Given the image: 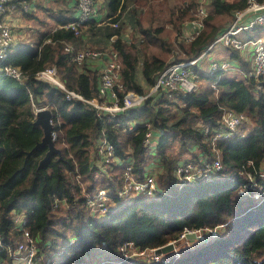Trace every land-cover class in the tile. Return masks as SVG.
I'll return each mask as SVG.
<instances>
[{
    "label": "trees",
    "instance_id": "16d2710c",
    "mask_svg": "<svg viewBox=\"0 0 264 264\" xmlns=\"http://www.w3.org/2000/svg\"><path fill=\"white\" fill-rule=\"evenodd\" d=\"M105 1L109 28L105 36H116L110 48L121 60L122 89L115 87V90L119 97L129 90L146 96L140 104L115 113L113 119L102 115L100 121L96 110L85 101L66 100L59 89L35 78L37 71L54 65L68 89L83 98L96 94L97 71L83 68L85 61L73 62L64 51L70 43L62 41L76 39L83 29L93 26L91 21L74 28L64 26L71 20L67 18L60 22L64 27L55 31L50 42L43 43L40 49L27 54L9 53L7 64L17 67L23 79L0 73V238L3 243L15 246L22 238L21 228L13 223L12 216L16 213L25 218L21 227L29 230L39 254L56 252L50 264L77 261L92 264L91 253L99 249L108 252L99 264H143L144 261L137 259L119 261L117 246L132 240L140 249L154 248L178 239L184 227L225 223L216 237H208L207 241L190 240L193 246L182 253L178 262L183 261L185 254L194 252L190 260H199L189 264H264V197L256 202L237 194L238 186L249 182L247 175L254 176L264 188V178L257 176L264 158V98L260 81L251 74L253 64L249 68L243 66L239 77L199 72L204 79L216 82V92L211 87L193 92L163 87L150 91L157 74L168 64L200 59L206 46L229 26L217 25L215 15H231L233 19L234 11L243 9L248 0H210L211 9L204 17L203 28L188 42L180 37L181 29L192 20L197 2H186L175 14L169 1L162 2L158 11L153 8V0ZM127 16L132 19L129 27L136 43L123 38ZM161 18L165 23L156 25ZM256 28L259 34L252 36L264 37V22ZM201 63L197 59L189 65L191 73L196 74ZM32 102L50 109L56 132L53 142L59 153H52L43 163L47 146L34 148L43 130L34 124ZM227 109L242 114L253 129L244 136L219 139L212 147L211 127L221 125V113ZM140 119H146L151 128L144 121H137ZM197 122L211 126L207 135L203 128L194 127ZM129 123L131 129L127 127ZM148 129L158 157L151 172L160 190L152 197L113 196L114 206L105 216L93 215L87 204L88 196L98 188L114 190L122 186L127 165L135 178L150 174L146 173L149 146L144 143ZM100 131L113 146L114 158L110 163H104V153L97 151ZM175 144L179 147L175 148ZM192 147L210 157L217 154L222 170L211 180L190 183L185 191L175 190L178 180L174 169L183 153L193 152ZM71 239L73 243H69ZM0 257L14 264L4 250Z\"/></svg>",
    "mask_w": 264,
    "mask_h": 264
},
{
    "label": "built area",
    "instance_id": "2783aa9c",
    "mask_svg": "<svg viewBox=\"0 0 264 264\" xmlns=\"http://www.w3.org/2000/svg\"><path fill=\"white\" fill-rule=\"evenodd\" d=\"M10 0H0V73H5L12 76L16 80H22L23 76L21 71L15 67L7 64L5 61L8 58L9 46L11 43V32L7 23L1 20V16L4 14L7 8V3ZM76 7L78 9V15L72 21H69L64 26L76 27L80 24H85L91 21L93 16L97 12L96 0H76ZM203 14V9L200 8L198 12ZM264 22V0H248L247 5L243 9H238L234 11V16L231 24L218 35L215 36L213 40L199 55L202 57L207 55V51L211 46L216 45V42H223L228 46H232L235 49L245 50L249 48L253 57V69L252 75L260 81V91L262 97L264 98V39L261 36L252 37H241L240 34L244 31L253 30L258 24ZM116 25V24H114ZM200 24H198V28ZM193 31L192 33H194ZM193 34H190L188 39H192ZM64 51L70 55V59L76 64H81L87 59H97L104 56V66L99 73L98 85L96 94L91 98H83L82 95L74 90L68 89L60 78L57 69L54 65L44 67L36 72L35 78L49 83L53 87L59 89L66 100L79 99L85 101L91 107L96 110V114L100 121H102L103 116L107 115L109 119H113L115 113L127 110L141 103L146 95H136L131 91L125 92L121 97L118 96L116 89H122L120 83V68L121 62L118 59V53L114 49H90V48H74L70 44H66ZM196 59L189 61H179L171 62L163 70H161L156 78L152 90L158 87H163L169 90L179 89L183 92H191L196 89V83L191 74V70L188 68L189 65L193 64ZM229 62L222 61L219 59L210 60L209 62V73L223 72L229 69ZM211 87H216V82L211 83ZM47 108L46 105L41 103H33L32 109L35 114L36 111L40 109ZM244 116L242 114L236 113L233 110H225L221 115V127L217 128L211 136V142L214 144L219 139L230 138L234 133V130L238 126ZM53 124V120L51 119ZM146 127H150L148 121L144 122ZM129 129L132 128V124L127 125ZM151 128V127H150ZM207 132L208 129L204 128ZM152 133L148 129L145 133L144 143L150 146L152 142ZM52 140L56 138V132L52 129ZM97 151L104 153L105 161L104 163H110L114 158L113 146L109 143L103 131H100L98 136ZM221 168L220 161L214 157L208 159L204 158L201 164H196L192 161H183L178 164L174 169V175L181 184L184 182H191L195 178H206L207 180L216 175L217 169ZM258 178H264V164L260 171L258 172ZM249 182L243 183L238 186L237 194L240 196L259 197L261 194V199L264 196V188L255 179H248ZM158 192V188L155 181V176L153 174H148L143 178H135L130 172L128 165L124 171V182L122 186L114 189L107 190L106 188H98L87 198V204L90 207L93 214L101 218L107 214L110 210L108 201L113 196L119 198H129L137 194H143L149 197L155 195ZM13 223L15 226L21 228L22 238L19 240L15 246H8L3 243L0 238V254L4 250L9 256V259L14 264H50V257L46 256L43 258L42 255L36 254L38 251L36 242L33 236L30 234L29 230L24 226L25 218L21 215H15L13 217ZM225 223L219 224L218 226L212 227H201V228H188L184 227L181 231L180 237L185 238V233H196L198 236L203 237L204 234H210L211 236H216L218 233V228L224 226ZM179 237V238H180ZM178 238V239H179ZM174 240L172 242H176ZM73 243V239L69 241ZM133 246L132 241H125L120 243L119 252L124 253L121 259H128L127 253L138 254L144 249H136ZM136 247V246H135ZM2 249V250H1ZM131 249V251H128ZM151 253L149 255L148 262H158L160 256L163 253H156L154 248H151ZM147 250V249H145ZM131 256V255H130ZM142 256V253L140 254ZM144 256V255H143ZM0 264H8L5 259L0 257ZM72 264H84V263H72Z\"/></svg>",
    "mask_w": 264,
    "mask_h": 264
},
{
    "label": "crops",
    "instance_id": "0c3cea01",
    "mask_svg": "<svg viewBox=\"0 0 264 264\" xmlns=\"http://www.w3.org/2000/svg\"><path fill=\"white\" fill-rule=\"evenodd\" d=\"M209 1L210 0H196L197 4L199 3L202 6L204 5L205 9L207 10V13L211 9V7L208 4ZM96 6H97V12L93 16V18L91 19L93 26H90L88 28L83 29L81 35L75 36L76 39H74L72 41L62 40L63 42L70 43L74 48L78 47L77 49L87 47L90 44H93L97 47H100V49H112V48H110V47H112L111 40L115 39L116 36H111L110 38H107L105 36L106 31L109 30V28L107 26V21H106L107 12H108L107 7H106V1L105 0H96ZM207 13H206V15H207ZM77 15H78V9L76 7V0H10L7 3L6 11L1 16V20L8 24V26L10 28L11 35H12L11 43L9 46V53L27 54V53H30L32 49H40V47L43 43L50 42L51 35L55 31L62 29L64 27V26H62L63 24L62 25L60 24V22L62 20H66L67 18H71V20H69V21H72L73 19H75L77 17ZM218 15H222V14H218ZM126 18H127V22L124 23V25H123V26H126V28L124 29L125 33L123 34L125 36H123V38L126 39V42L134 41L136 43L137 41H136V39H133V37H132L133 35H131L132 30L129 27L131 22H132V19L129 16H127ZM159 24H164V23L162 20H159V22L156 25H159ZM195 25H196V23H195ZM195 25L192 23V21H188L186 23V25L181 29V35L183 36L184 33L193 32L196 29H198V26L196 25V27H195ZM166 27H169V25L166 24ZM255 34H259V31L256 28V26L254 27L253 30L242 32L240 34V36L241 37H252V35H255ZM256 36H258V35H256ZM260 36L264 39L263 35H260ZM213 46L214 47L211 46L212 47L211 49H220L219 48L220 45L219 46L213 45ZM223 49L224 50H222V51H220V53H218L217 58L219 60L224 59L225 61H231L233 64L232 68L230 70H228L231 72H229L228 74H225V73H223V74L229 75V76L231 75V76H238L239 77L241 75L240 73L242 72V69H244L243 66L248 65V68L250 66H252L253 61L251 58L252 55H251L250 49L243 50V51H239L237 49L232 50L234 48L230 49V48H225V47ZM228 49H230V50H228ZM236 50H237V52L234 53V51H236ZM230 52H232V53H230ZM209 55H210V53H209ZM207 56L208 55L201 57L200 59L199 58H197V59L200 61L202 60V62H203V59L210 60L211 58L209 56H208L209 57L208 58ZM197 59L195 62H197ZM104 60H105V57L102 56V57H99L97 59H87L84 62L85 65L83 68L91 70V71L92 70L97 71V73H98L97 85H98L99 73L104 66ZM233 67H234V69H233ZM206 68L209 71V65L206 66ZM236 71L240 72V73H237ZM223 72H226V71H223ZM235 74H238V75H235ZM139 78L141 81L143 80L141 78V75L139 76ZM141 81H139V82H141ZM150 91H153L152 87L150 88ZM131 92L135 93L132 90H131ZM136 95H138V94H136ZM246 120H247V122L249 121L248 119H246ZM137 121L146 122L147 120L146 119H140ZM249 123H250L249 129L246 131V133H241V134L234 133L231 137H233L234 135H240V136L246 135L249 131H251L253 129V125L251 124L250 121H249ZM194 127L195 128H203V129L207 128L208 131L205 132V134L207 135V133H209V128L211 126L209 124H207V122H197L194 125ZM219 127H221V125L218 127H211L213 130V133ZM210 139H209L210 145L213 147V144H211ZM154 147H155L154 143H152L148 148V150H149L148 151L149 156L147 158V161H148L147 170L148 171H146V173H150V174H152L151 169L153 171V167L154 166L156 167V158H158L155 155ZM174 147L176 148V144L174 145ZM191 150H193V152L191 153L192 157H189L190 153H183L180 156V160H179L178 164H181L183 161H190V160H187L189 158L191 159L192 162H194L196 164H201L202 160L205 157L206 158L207 157L212 158V156L210 157V156L206 155L205 153L200 152V150L196 147H192L190 149V151ZM185 154H187V155H185ZM202 154H204L203 158H202ZM217 175H219V174L212 176V178H210L208 180L213 179ZM231 179H234V178L231 177ZM193 182L194 181H191L189 183H193ZM248 197L252 198L250 195H248ZM252 208H253V206H252ZM15 215H19V214L14 213L12 217H14ZM103 260L104 259L102 257H100L96 264H99ZM77 262L89 264V261L88 262L77 261ZM73 263H75V262H73Z\"/></svg>",
    "mask_w": 264,
    "mask_h": 264
},
{
    "label": "rangeland",
    "instance_id": "374dc122",
    "mask_svg": "<svg viewBox=\"0 0 264 264\" xmlns=\"http://www.w3.org/2000/svg\"><path fill=\"white\" fill-rule=\"evenodd\" d=\"M164 1H169V3H168V5L169 6H172L173 8H174V13L176 14L177 12H179L183 7H184V5H185V3L186 2H195L196 3V0H153V8L155 9V10H159L160 8H161V6H162V2H164ZM161 4V5H160ZM167 4V3H166ZM200 8H202L203 9V14L199 11L198 12V10L200 9ZM206 13H207V10L205 9V7H204V5L202 6L201 4H195V7H194V12H193V14H192V20H190V21H192V23L195 25V23H196V25L198 26V24H200V27L198 28V29H196L195 30V32L194 33H192V32H188V33H184L183 34V39L186 41V42H188V41H191L194 37H196L198 34H199V32L201 31V29L203 28V24H204V17L206 16ZM162 15L163 16H165V13L163 12L162 13ZM160 20H162L163 21V23H165V19L164 18H161ZM214 21H215V23L217 24V25H221V24H224V23H226V24H231V22H232V18H231V16L230 15H226V14H222V15H215V18H214ZM167 25H169V27H170V24L169 23H166ZM165 24V25H166ZM196 25H195V27H196ZM170 33H172V32H170ZM190 34H193V38L192 39H188V37H189V35ZM258 36H260V35H258ZM180 37H181V34H180ZM244 39H246V37H244ZM213 40H215V38L213 39ZM212 40V41H213ZM211 41V42H212ZM220 45V46H219ZM216 46H219V48L220 49H211L212 47H214V46H212L208 51H207V55L211 58L210 60H215V59H218L217 58V55H218V53H220V51H222V50H224L223 48L225 47V48H230V49H232L233 47L232 46H228V45H226V44H224L223 42H216ZM215 46V47H216ZM232 47V48H231ZM84 48H90V49H100V47H97V46H95V45H93V44H90V45H88L87 47H84ZM230 49H228V50H230ZM235 49V48H234ZM247 49H249V48H245V50H247ZM233 50V49H232ZM237 50H239V51H243V50H240V49H237ZM209 53H210V55H209ZM230 53H232V52H230ZM165 55V54H164ZM8 56H9V54H8ZM207 56V57H208ZM212 56V57H211ZM168 57V56H167ZM208 57V58H209ZM169 58V57H168ZM118 59L120 60V56H119V54H118ZM221 59V58H220ZM210 60H206V59H203V62H202V64L200 65L201 66V68H199V69H197L196 71V74L195 73H191L192 74V76H193V78H194V81H195V83H196V89L195 90H193V91H196V90H202V89H205V88H210L211 87V83H212V81H211V79H209V78H206V79H204L203 77L204 76H201L200 74H202V72H205V73H207V68H206V66H208L209 65V62H210ZM172 61V60H171ZM222 61H225L224 59H222ZM252 61H253V57H252ZM120 62H121V60H120ZM229 62V69L228 70H230L231 68H232V66H233V64H232V62L231 61H228ZM252 64H253V62H252ZM190 69V68H189ZM228 70H226V72H220V73H225V74H228L229 72H231V71H228ZM199 72H200V74H199ZM237 72V71H236ZM237 73H240V72H237ZM223 75V74H222ZM235 75H238V74H235ZM211 89L214 91V92H216L217 90H218V88H217V86L215 87V88H213V87H211ZM192 91V92H193ZM203 91V90H202ZM223 111H225V110H223ZM223 113V112H222ZM222 113H221V115H222ZM249 125H250V123H249V121L247 122V120L245 119V118H243V120H242V122L238 125V126H236L235 128H233L234 130H231L232 132L231 133H239V134H241V133H246V131L249 129ZM189 146V145H188ZM176 147H179V145L177 144L176 145ZM185 155H187V154H185ZM203 156H204V154H202V158H203ZM189 157H192V154L190 153V156ZM208 158V157H207ZM214 158L216 159H218L219 161H220V158H219V156L216 154L215 156H214ZM208 159H210V158H208ZM187 160H190L191 161V159L189 158V159H187ZM220 164H221V168L220 169H217L218 171H216V173H219L220 172V170H222V163H221V161H220ZM263 164H264V158H263V162H262V165H261V168H262V166H263ZM199 165V164H198ZM237 172H241V171H237ZM174 176H176V175H174ZM258 176V175H257ZM145 177V176H144ZM247 178L248 179H254L255 177L254 176H251V175H247ZM194 182H197V181H207V179L206 178H199V179H197V178H195L194 180H193ZM157 185V184H156ZM188 185H190V183H188V182H184V183H182L181 184V181H177L176 182V184H175V186L177 187V188H175V190H178V191H185L186 189H187V187H188ZM160 190V189H159ZM163 193H165V191L163 192ZM117 199H120L119 197H116ZM252 199H254L256 202H259L260 200H261V194H260V196L259 197H252ZM108 202V205H109V207H112V206H114V203H115V200L114 199H112V198H110L109 200H107ZM117 203H118V201H117ZM115 209V208H114ZM114 209H112V210H114ZM110 211V210H109ZM93 215H95V214H93ZM96 216V215H95ZM207 227H212V226H207ZM219 229V228H218ZM180 235H181V233L179 234V236H178V238L180 237ZM174 240H178V241H181V245L180 246H178V247H176V248H174L173 250H169V251H167V252H165V253H163V255H161L160 256V260H162V261H158V264H189V263H191V262H194V261H197V260H199L198 258H195V259H193V260H190L191 259V255L190 254H192V253H194V252H192V253H189V254H185V258L183 259V261L182 262H178L179 260H180V258H181V255H182V253L183 252H185L188 248H191L192 246H193V244H190V240H193V239H185V238H182V237H180L179 239H173V240H170V241H168V242H172V241H174ZM196 240H198V239H196ZM129 241H132V240H129ZM133 242V241H132ZM185 242V243H184ZM120 245V244H119ZM119 245L117 246V254L119 255V257H120V252H119ZM134 248H136V249H138L137 247H135V246H133ZM145 248L147 249V250H145ZM141 249H144L142 252L139 250L138 251V254H134V253H131V254H129V253H127V256H128V259H137V260H141V262H143L144 261V263L143 264H146L148 261H149V255H150V253H151V248H149V247H144V248H141ZM49 251H52V250H49ZM128 251H131V249H128ZM39 251H36V254H37V256L39 255ZM142 253V256H140V254ZM45 255H52L53 256V258H54V256L56 255L55 253H54V251L53 252H50L49 254L47 253H44ZM99 254V255H98ZM122 254H124V253H122ZM107 255H108V252H107V250H105V249H99L98 251H94V252H92L91 253V257H90V263H92V264H96L97 262H98V259L100 258V257H102V258H105V257H107ZM131 255V256H130ZM144 255V256H143ZM44 257V256H43ZM119 259V258H118ZM176 262H178V263H176Z\"/></svg>",
    "mask_w": 264,
    "mask_h": 264
},
{
    "label": "water",
    "instance_id": "95a60500",
    "mask_svg": "<svg viewBox=\"0 0 264 264\" xmlns=\"http://www.w3.org/2000/svg\"><path fill=\"white\" fill-rule=\"evenodd\" d=\"M51 116L52 113L50 111V109L45 108V109H40L38 111L35 112V117H34V124L39 125L42 130H43V136L41 138V140L36 143V145L34 146V148L38 147V146H47V151L44 155V157L41 159V163L45 162L54 152L59 153V149L54 145V142L52 140V123H51ZM218 235V233H217ZM216 235V236H217ZM216 236H211L210 234H204L203 237L198 236L196 233L192 232V233H185V238L186 239H198L199 240H203V241H207L208 237H216ZM180 246V242L176 241V242H167L164 245L157 247L155 249L156 253H165L169 250H173L174 248Z\"/></svg>",
    "mask_w": 264,
    "mask_h": 264
},
{
    "label": "clouds",
    "instance_id": "9594fccd",
    "mask_svg": "<svg viewBox=\"0 0 264 264\" xmlns=\"http://www.w3.org/2000/svg\"><path fill=\"white\" fill-rule=\"evenodd\" d=\"M206 47H207V46H206ZM205 56H206V55H205ZM202 57H203V56H202ZM51 113H52V112H51ZM51 119H52V116H51ZM52 126H53V124H52ZM210 140H211V139H210ZM53 141H54V140H53ZM211 144H212V142H211ZM213 145H214V144H213ZM213 157H214V156H213ZM239 196H240V195H239ZM263 197H264V196H263ZM263 197H262V198H263ZM261 200H262V199H261ZM261 200H260V201H261ZM222 227H223V226H222ZM185 239H186V238H185ZM179 242H180V245H181V241H179ZM161 246H162V245H161ZM158 247H160V246H158ZM156 248H157V247H156ZM54 253L56 254L55 251H54ZM40 255L44 256L43 258H45L46 256H49L50 258L53 257L52 255H45V254H44V255H43V254H40ZM118 260L121 261V260H124V259H121V257H119ZM50 263H51V262H50Z\"/></svg>",
    "mask_w": 264,
    "mask_h": 264
},
{
    "label": "bare ground",
    "instance_id": "6f19581e",
    "mask_svg": "<svg viewBox=\"0 0 264 264\" xmlns=\"http://www.w3.org/2000/svg\"><path fill=\"white\" fill-rule=\"evenodd\" d=\"M146 176H147V175H146ZM148 197H149V196H148ZM120 255H121V257L123 256L121 252H120Z\"/></svg>",
    "mask_w": 264,
    "mask_h": 264
}]
</instances>
